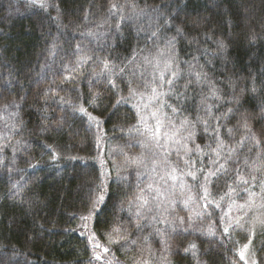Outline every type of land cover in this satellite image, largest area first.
I'll return each mask as SVG.
<instances>
[{"label": "trees", "instance_id": "obj_1", "mask_svg": "<svg viewBox=\"0 0 264 264\" xmlns=\"http://www.w3.org/2000/svg\"><path fill=\"white\" fill-rule=\"evenodd\" d=\"M45 2L41 9L29 0H0V264H248L237 251L248 230L234 226L226 235L223 227L228 204L264 183V0ZM165 60L172 62L166 78L170 71L181 75L174 88L158 89L166 93L159 118L178 125L187 117L195 125L188 129L190 155L166 156L169 146L152 145L137 114L139 106L155 126L137 95L150 91L145 84ZM192 72L206 79L196 82ZM213 86L220 99L210 98ZM205 97L214 105L211 116L201 107ZM165 103L181 112L173 115ZM198 117L208 121L207 132ZM214 117L221 118L220 139L236 151L222 153L227 171L206 185L205 207L203 175L187 172L219 166L209 155L216 148ZM189 159L195 164L186 165ZM165 161L177 169L178 183L161 180ZM184 181L189 189L182 191ZM148 185L163 186L166 198L157 206L145 192L150 205L138 229L129 201ZM182 192L195 196L201 212L194 215ZM100 195L103 203L81 220ZM254 230L251 245L264 264V223Z\"/></svg>", "mask_w": 264, "mask_h": 264}, {"label": "snow or ice", "instance_id": "obj_2", "mask_svg": "<svg viewBox=\"0 0 264 264\" xmlns=\"http://www.w3.org/2000/svg\"><path fill=\"white\" fill-rule=\"evenodd\" d=\"M30 4L34 7H39L41 9H46L48 7L47 3L45 2V0H29ZM116 5H112V9H115ZM161 15H163V13H161ZM167 23V20H166ZM117 27H119V25H117ZM179 31V29H178ZM157 33L153 32L152 36L156 37ZM254 38V37H253ZM218 45L221 49H223L225 47L223 41H218ZM77 50L80 49V45L76 46ZM162 56L165 55V53H160ZM93 59V57L89 56L87 57L88 61H91ZM159 65H160V61H157V69H159ZM172 67V62L170 60H165L163 61V70L162 71H158V76L156 73H154L153 75V79L145 84V88H150V94H145V93H141V101H147L146 103H143V108L144 110H148L149 108L153 107V106H157L156 109L154 111L150 112V116L151 118H153L155 120V126L154 127H150L144 120V116L140 111L139 106L137 107V114L140 116V123L143 125V129H144V133H147V140L154 145L157 148H165V145L167 144L169 147L167 148V150L165 151V155L166 156H170L172 154V152L174 151L177 155H179V153L181 151H183L185 153V155H190L192 154L193 150L188 148L187 145V141H190L192 139V136L194 135V133L190 132L188 129L189 127H194L195 125L190 122L188 120L187 117H185L183 120L179 121V124L177 125L174 121L169 120L167 125H165L163 123V121L160 120L159 118V106L161 105V96L166 95V93H162L160 91H158V89L160 87H163L165 85H167V87L169 89H172L175 87V82L177 79L180 78V73L178 71H170L167 78L165 77V72H168V70ZM104 68L107 69L108 68V63L107 61L104 62ZM121 71H123V69H121ZM102 73H97L95 75L99 76ZM192 75L194 76V79L196 82H201L202 80L206 79V76H204L202 73L200 72H192ZM192 81H189V83H191ZM155 85V86H153ZM113 86L115 87V85L113 84ZM211 97L210 98H214V99H220V97L218 96V93L220 92V89L216 88V87H212L211 88ZM253 91H255V89H253ZM130 93L135 94V90L130 88ZM177 101H179L180 96L177 95L176 97ZM207 99H209V97H205L201 100V107L204 109L205 114L208 116L212 115V108L214 107V105H209L206 103ZM233 101L236 102L237 104L239 103L238 99H236L235 97H233ZM233 101H229V102H233ZM121 101H117V104H119ZM164 106L168 107L171 109V112L173 115H177L181 112V109L173 106L171 104H164ZM80 111H85L84 109H80ZM233 111V109L229 108L228 109V113H231ZM228 113H224L223 116H227ZM167 119V117H166ZM214 119L217 121L215 127H213L212 131H213V136L216 138V148H210V152L209 155H214L216 157V160L211 161L214 165L215 164H219L218 167L215 168V170H210L208 172H205L203 168L197 169L196 171H189L187 172V175L192 176L193 179H196L197 177V171L200 172L201 175H203L204 178V185H201V187L203 188L204 191V195L202 197V199L205 201V207L208 206V204L210 203L208 201V197L210 195V193L208 192V189L206 187V185L208 183H210L211 178L216 177L217 175H219L222 172H226V166L223 163H219V160L221 158L222 153H224L225 156H229L231 155V152L236 151L235 148H228V145H226L224 143V141L222 139H220V125H219V120L221 119L220 117H214ZM198 123H202L204 130L207 132L208 128H209V123L207 120H201L199 117L197 119ZM162 127H169L172 129L171 132H161V128ZM130 131H135L137 133H140V128H134ZM229 133L232 132V129H228L227 130ZM187 132L188 134L185 136L182 133ZM143 134V133H141ZM243 140H241L239 143L243 144ZM174 145L175 147L172 148L171 146ZM145 147H147L148 145L145 144ZM225 149H227V152H225ZM196 151H202L199 147V145L196 146ZM166 165V170H165V175L161 177V180L164 181L165 183H167L169 180L171 182H173V184L178 183L180 181V177H178L176 175L177 169L175 167H172L171 165H168L167 161L164 162ZM131 164L137 166V167H147L145 161H143L142 159H133L131 160ZM186 165H194L195 162L189 160L185 161ZM158 163L154 160L153 161V166H152V171H155L156 168L158 167ZM170 169V170H169ZM238 180H240L242 183L244 184H248L249 181L245 180L243 177L241 176H237L236 177ZM253 179H255V177H253ZM181 188H184L183 184H180ZM262 188H264V184L261 185ZM149 192L152 195V201L151 202H155V204L157 206L161 205L162 200L166 198L165 196V190L163 188V186L161 187H157V188H153L152 185H148L147 189H143L141 188L134 196L132 201H129V209L132 212V215L136 218V227L139 229L142 227L140 221L145 219V214H144V209L148 208L150 205V200L148 198V196L145 195V192ZM232 191H234V189L231 188V186H229V192L231 193ZM251 195H255L250 194ZM105 197L104 195H100L95 201H90V203L92 204V208L90 210L89 216H82L81 220L83 221H87L90 218V215L92 212L96 211V204L98 203H103ZM221 199H223V197H221ZM219 204H216V207H219ZM152 219L156 222H160V218L157 216H152ZM223 221V218H221ZM166 222V221H165ZM261 223H264V221H262ZM232 225L229 223L226 226L223 227V233L224 234H228L229 233V229ZM174 230V229H173ZM114 231H118L117 229H114ZM157 234H162L160 229H157ZM214 234V233H213ZM90 240H95V236H90L89 237ZM120 240H125L126 238L121 236L119 237ZM111 243H117L119 242L118 240H110ZM133 244H135V241H132ZM96 248L101 247L98 243L95 245ZM191 249L195 248V245H191L190 246ZM245 248H247V245H245ZM190 249H185L184 251L187 252ZM103 251L105 253L109 252L110 249L105 247L103 248ZM94 258L96 260H100L101 256L99 254H96L94 256ZM241 258H244V254L241 253ZM253 264H255V262H253Z\"/></svg>", "mask_w": 264, "mask_h": 264}, {"label": "rangeland", "instance_id": "obj_3", "mask_svg": "<svg viewBox=\"0 0 264 264\" xmlns=\"http://www.w3.org/2000/svg\"><path fill=\"white\" fill-rule=\"evenodd\" d=\"M141 93L150 94V91L148 93L141 91L137 95V101L138 103H140L143 112H145L146 110H144L143 108V103H146L147 101L146 100L141 101V96H140ZM156 107L157 106H153L148 109L149 112L147 111L145 112L147 113V118L149 122L153 121V118H151L150 116V112L154 111ZM261 185L262 183L257 185H252L250 188H248L245 191L243 195L230 202L228 204L227 213H226V222L227 224L230 223L232 225L229 229V233L231 232V235H233L231 228H233L234 226H235L234 228H236V226H244L246 230H248L249 235L247 240L244 241L242 244H240L237 250L240 256L241 253L244 254L243 260L248 264H253V262H255V264H258L251 243L253 241V237L255 236L254 229L259 227V224H261V222L264 221V188H262ZM188 189L189 187H187L186 182L184 181V188H182V191ZM253 193L255 195L250 196V194ZM182 195L184 201L187 204V207L190 210L194 211V215L195 213L201 212V210L199 209L200 206L198 205L195 196L193 197L192 195H188V197L185 198L183 192ZM245 245H247V248H245Z\"/></svg>", "mask_w": 264, "mask_h": 264}]
</instances>
